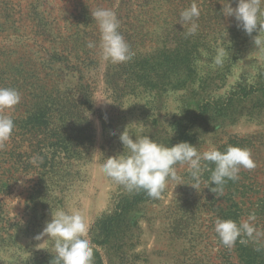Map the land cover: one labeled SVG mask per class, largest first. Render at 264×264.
Instances as JSON below:
<instances>
[{
    "label": "rangeland",
    "instance_id": "obj_1",
    "mask_svg": "<svg viewBox=\"0 0 264 264\" xmlns=\"http://www.w3.org/2000/svg\"><path fill=\"white\" fill-rule=\"evenodd\" d=\"M193 2L199 29L186 36L177 22ZM225 2L0 0V87L21 94L0 149V264H51V243L34 237L57 209L84 216L93 264H264V236L226 247L214 231L217 218L254 213L264 233V44L254 43L264 32L246 34L223 15ZM97 8L115 12L127 62H103L87 47L99 42ZM125 128L200 152L237 146L255 167L212 192L214 164L204 162L197 189L177 165L159 198L128 192L100 171L123 153Z\"/></svg>",
    "mask_w": 264,
    "mask_h": 264
},
{
    "label": "clouds",
    "instance_id": "obj_2",
    "mask_svg": "<svg viewBox=\"0 0 264 264\" xmlns=\"http://www.w3.org/2000/svg\"><path fill=\"white\" fill-rule=\"evenodd\" d=\"M262 5L264 0H237L236 7L233 8L226 0L223 3L222 13L225 17H234L237 27L251 35L254 31L264 32V19H261L264 17ZM200 15V8L195 2L180 12L177 23H181L183 28L187 26L186 36L197 33L199 29L197 21ZM91 16L99 31V42L97 44L89 41L87 47L98 48L103 62L119 64L130 60L132 53L119 31L120 23L115 12L97 8L91 11ZM254 43L260 46L264 41L257 35L254 37ZM223 57L224 51L221 49L215 57V63L222 64ZM20 102L21 94L17 89L0 87V149H3L11 138L15 128L11 112ZM126 128L120 135L123 153L104 159L100 171L128 192L143 191L149 198H159L167 182L178 179L177 165L186 166V170L195 182L192 187L197 189L202 172L207 168L204 162L214 164L210 183L207 185V187L215 185L210 187L212 192L216 189L222 190L228 180L237 181L242 168L251 170L255 167L247 149L230 145L221 152L211 146L208 150L200 152L196 146L188 142H180L169 147L155 142L148 135L133 139ZM30 163L38 167L39 163H42V157L34 156ZM255 220L254 213L249 214L239 223L217 218L214 231L224 246L232 247L241 236L253 240L264 236V233L257 229ZM88 230V224L82 214L57 209L51 211V219L45 223L43 230L34 239L43 241L42 243H51L55 252L51 264H93L94 252L87 238Z\"/></svg>",
    "mask_w": 264,
    "mask_h": 264
},
{
    "label": "trees",
    "instance_id": "obj_3",
    "mask_svg": "<svg viewBox=\"0 0 264 264\" xmlns=\"http://www.w3.org/2000/svg\"><path fill=\"white\" fill-rule=\"evenodd\" d=\"M137 4V3H136Z\"/></svg>",
    "mask_w": 264,
    "mask_h": 264
}]
</instances>
